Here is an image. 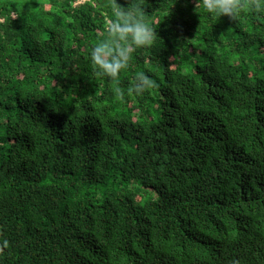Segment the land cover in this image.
Wrapping results in <instances>:
<instances>
[{"label":"trees","instance_id":"1","mask_svg":"<svg viewBox=\"0 0 264 264\" xmlns=\"http://www.w3.org/2000/svg\"><path fill=\"white\" fill-rule=\"evenodd\" d=\"M103 3L0 0V264H264V13L145 0L117 85Z\"/></svg>","mask_w":264,"mask_h":264},{"label":"clouds","instance_id":"2","mask_svg":"<svg viewBox=\"0 0 264 264\" xmlns=\"http://www.w3.org/2000/svg\"><path fill=\"white\" fill-rule=\"evenodd\" d=\"M107 23L104 34L88 53L95 73L105 80L120 83L121 73L130 70L139 50L153 47L159 41L152 18L145 12V0H131L127 7L118 0H104L101 5ZM197 9L209 16L235 19L245 10L264 13V0H198ZM159 87L157 81L141 70L135 73L126 91L117 86L116 96L125 102L128 96L137 98Z\"/></svg>","mask_w":264,"mask_h":264}]
</instances>
